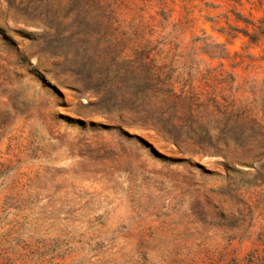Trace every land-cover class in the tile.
Returning <instances> with one entry per match:
<instances>
[{"label": "rangeland", "instance_id": "obj_1", "mask_svg": "<svg viewBox=\"0 0 264 264\" xmlns=\"http://www.w3.org/2000/svg\"><path fill=\"white\" fill-rule=\"evenodd\" d=\"M211 1L217 7L170 1L172 29L154 0H0L3 193L60 213L57 227L46 233L32 220L18 240L91 226L85 238L117 244L94 257L88 245L56 258L16 250L12 263L114 264L140 242L170 264H256L254 250L264 255V135L230 115L234 97L262 84L264 40H227L206 20L219 27L229 14L235 23L233 10L258 19L264 6ZM202 39L226 42L229 54L208 49L229 58L211 57ZM196 226L208 239L180 247L177 234ZM169 243L179 246L171 254Z\"/></svg>", "mask_w": 264, "mask_h": 264}, {"label": "trees", "instance_id": "obj_2", "mask_svg": "<svg viewBox=\"0 0 264 264\" xmlns=\"http://www.w3.org/2000/svg\"><path fill=\"white\" fill-rule=\"evenodd\" d=\"M100 2L105 3H111L114 2H120L122 0H98ZM151 1V0H146ZM157 3V14L160 15L161 18V26L167 27L168 25H171L172 29H176V22L172 23L170 22V18L172 16V8L169 7L170 1L175 0H154ZM204 2V4L208 7H217V5L214 3V1L211 0H200ZM237 2L242 3L241 0H235ZM261 3L264 6V0H260ZM233 17L235 20V23H233L230 20V15H225V24L219 25V27H216V22L214 19H211V17L206 18L207 21L212 22V27L214 30H216L219 34L224 36L227 40L233 39L237 37L239 34H242L244 37L247 38V42L249 44L257 45L262 40H264V14L258 18L255 19L252 16H246L241 11H234L233 10ZM210 18V19H209ZM171 23V24H170ZM203 32H206L205 29H202ZM208 39H202V48L205 52H207L211 57H220V58H227L228 55H218L219 49H221L222 52H226V54H229V49L226 46V42L217 41V40H211L207 41ZM159 43H165L163 39H157L156 40ZM215 47L219 48L218 50H211L208 48ZM238 53H235V55H238ZM246 57L252 59L253 55L246 54ZM229 58V57H228ZM242 59L240 62L243 61V55L240 56ZM264 59V57H262ZM239 63V61H237ZM236 63V64H237ZM222 72H218L215 74L217 77L221 76L223 79V82L225 84L230 85L233 83L234 75L232 73H226V75L222 76ZM259 80H256V84ZM257 85H254L251 88V94H253L252 97H247L241 100H238L240 103H236L237 100L234 97L232 106L234 107L235 111H233L230 115L232 117H236L235 121L239 124H250V129H253L254 131H258L262 135H264V78L262 81V84L259 85L258 88H256ZM239 104V105H237ZM237 105V106H236ZM239 106V108H238ZM238 111H241L242 115H238ZM243 120V122L241 121ZM5 175L2 170V166H0V227L3 228V232L1 235H5L4 240L2 239L1 244L2 253L5 257H3L5 260L2 264H16L12 263V260L10 259V252L11 251H18L19 250H27L30 252H33V254H36L38 256H51L53 258L56 257H64L67 254L75 253L76 251H79V249H84V246L88 245V251L89 254H91V257L94 256H100L102 252H105L107 250L113 249L117 246L115 242L107 241L108 239H105L103 237L97 236L96 239L93 238H85L89 232H96L97 228L86 226L80 227L77 229L68 228L65 230L67 233L65 234L66 237H56L53 239H50V241H39V240H33V241H27L24 242V240L19 241L18 237L22 234L24 231L23 229L26 228V226L30 225L32 220L41 221L45 223V232H49L51 228L57 227L56 220L59 219L60 213L56 211H43V210H36L34 207L33 202H29L28 199H25L24 197H18L14 195H8L3 193L5 190ZM33 204V206L31 205ZM67 217L74 214L73 212H64ZM66 217V216H65ZM101 216H95V220H99ZM67 219V218H65ZM43 220V221H42ZM188 230V229H187ZM75 232H78L77 234ZM188 233V234H186ZM235 234H238L237 231ZM69 235V236H67ZM77 235L78 238H69L70 236ZM210 235V230L208 227H201L196 226L191 231H185L183 233H178L177 236L181 237L183 239L180 240L184 244H180L183 247H186L190 241L193 240H201V239H208ZM192 236V238H191ZM234 238V237H233ZM168 243V242H167ZM199 244V243H198ZM148 242H140L136 246V254L131 256L130 258L127 257V254L124 253V261L114 264H161L163 262H166V264H170L168 261L171 256L163 255L158 256L159 258L158 262L153 261V257L151 254L155 252L157 249L155 248V245L150 247L148 246ZM179 247L173 246L172 244L163 245L162 249L167 252V254H171L175 251V249ZM16 251V252H17ZM2 255V256H3ZM127 257V258H126ZM249 262L256 263V264H264V255H258L255 253L250 255ZM99 261V260H97ZM1 264V263H0Z\"/></svg>", "mask_w": 264, "mask_h": 264}]
</instances>
